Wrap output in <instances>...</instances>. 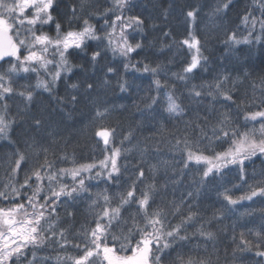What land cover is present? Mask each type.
<instances>
[{
  "label": "snow or ice",
  "instance_id": "obj_1",
  "mask_svg": "<svg viewBox=\"0 0 264 264\" xmlns=\"http://www.w3.org/2000/svg\"><path fill=\"white\" fill-rule=\"evenodd\" d=\"M111 2L112 7L99 15L104 18L110 13L119 14L111 21L104 20L102 27L108 30L100 35L87 18L83 19L79 29L71 27L74 21L80 19L75 6L68 18V29L62 30V25L52 15L57 10L58 0H0V62L8 63L7 68L0 70V139H7L16 123L6 102L13 95L22 97L30 104L34 91L42 89L60 105L74 107L79 103L77 95H69L65 100L64 97L53 96V93L59 82L69 78L68 74L73 73L75 67H81L73 65L69 56L76 50L82 51L87 48L88 41H96L98 48L99 44L104 43L105 48L110 49L113 56L119 55L124 58L127 61L123 64L125 73L132 69L135 72L150 73L152 77H159L164 71L166 66L161 63L150 66L142 61L135 64L131 62V55L143 51L145 47L142 40H136V37L142 36L144 32V20L141 16L124 15L131 9L133 0ZM233 3L234 0H218L210 15L213 17L226 15ZM85 5L86 0H81L80 11H83ZM257 10L259 16L255 15ZM198 12L199 9L189 10L186 17L195 22ZM164 18H167V10L164 12ZM240 20L248 35L238 39L237 33L233 31L228 34L224 43L230 48L240 44L251 46L253 43L264 47V0H252V7L240 17ZM53 23L56 32L54 37L42 31L44 26ZM257 25L259 34L254 35L257 32ZM162 35L168 37L170 32H163ZM133 40L136 42L133 43ZM179 43L181 47H187L191 56L181 71L172 73L171 78L186 84L208 62V57L204 56L200 40L191 31L188 37ZM165 48L170 50L171 45H162L160 54H163ZM102 53L103 50L91 53L90 62L93 66ZM141 63L142 69L137 67V64ZM41 72L48 79L41 78ZM116 73L117 69L107 67L105 78L102 80L104 87L110 85L106 77ZM21 74L28 76L35 74L37 79L35 85H25V90L18 92L12 84L14 79L27 78ZM249 75L247 71L243 72L244 77ZM240 79L239 75L233 79L230 74L222 73L211 82L193 84L189 89V96L198 102L207 100L208 104L204 108L205 115L197 113L195 120L186 122V129L198 132L197 139L194 141L189 139L187 131L182 137H175L172 147L181 153L179 162L181 167L177 169L169 161H159L157 164L148 165L149 175L146 176L143 165L147 162L144 156L148 152V147L145 145L139 149L141 159L133 166L135 178L125 191L115 196L107 194L105 189L103 193H96L93 198L91 186L86 183L103 177L106 183H115L119 187L123 174L118 161L133 151V148H124L123 145L126 142L131 143L134 130L130 129L124 134L117 145L116 129L104 125V120L109 115L108 108L96 107L93 117L94 121L100 122L93 135L99 138L98 142L102 141L105 152L104 158L98 163L56 168V162L48 159V148L40 140H34L28 147L34 150L37 157L43 155V162L26 171L21 183L18 175L28 163V157L17 149L12 154L14 160L10 165L9 179L0 190V201L11 204L10 207H0V264H52L53 259L55 264H164L173 252H176V256L171 264H211L210 258H197L177 251L195 237L206 242L216 240V233L206 228L211 227L213 220L223 219L224 212L217 210L211 219L205 221L200 212L194 210L198 209L197 201L204 194L208 183L223 180L227 173L235 170L239 183L217 193L228 212H233L243 201L264 199V180L249 184L245 170V161H251L254 157H264V87L260 88L259 97L253 95L247 102L241 100L237 103L233 95L236 91L235 85ZM230 80L232 88L227 87ZM261 84L264 85V77H261ZM116 87L123 93L127 92L131 85L121 77L117 80ZM252 87L255 92L257 88L255 83ZM67 88L70 92L79 94L80 84L72 83ZM152 88L156 95L146 97L148 100L146 109L151 110L154 105L160 104L163 92L166 113L170 116L186 114L185 108L174 95L175 85L169 86L167 81L162 83L156 78L152 80ZM86 91H95L94 84H87ZM217 104L235 105L237 115L242 106H255L259 110L245 112L241 126L235 123L230 107L219 110L215 107ZM213 112H216L215 123L209 121V116ZM67 115L71 118V113ZM249 124L253 126L248 127ZM257 124L259 127L255 126ZM42 126V120L33 117L32 127L39 131ZM205 140L211 154H205V150L200 147L201 141ZM8 142L10 145L15 143L11 140ZM214 145L227 147L222 151H216ZM156 151L158 153L159 149ZM123 167L127 171V165ZM161 167L164 169V182L158 185ZM97 168L99 170L94 171ZM190 168L197 171L186 183L185 177L189 175ZM66 178H70V184L64 183ZM146 180L150 182L145 183ZM244 184H248V190L234 197L231 193L239 190ZM140 185L143 187H139ZM169 185L174 186V195L175 187L185 185V191L181 192L179 201L174 199L170 202V212L163 207H153L156 204V196L161 191L166 192ZM85 196L91 201L89 208L92 210V220L88 225H81V230L77 233L81 242L71 243L68 239L69 229L59 227L61 218L58 209L62 205L75 207ZM133 207L135 210L131 211ZM261 214L264 215V211ZM67 216L72 217L73 213L67 212ZM176 217L180 218L179 222L173 224L172 219ZM197 222L199 227L189 234L187 229ZM248 232L255 236L257 243L253 244L247 240L245 232H241L234 255L236 251L241 255L253 252L260 258L261 264H264V224L256 229H248ZM231 239L236 243L235 234ZM53 245H55L53 251L58 249L66 253V249L72 247L77 254H57L54 258L38 255ZM193 250L198 251L199 247L190 251Z\"/></svg>",
  "mask_w": 264,
  "mask_h": 264
},
{
  "label": "trees",
  "instance_id": "obj_2",
  "mask_svg": "<svg viewBox=\"0 0 264 264\" xmlns=\"http://www.w3.org/2000/svg\"><path fill=\"white\" fill-rule=\"evenodd\" d=\"M218 0H133V4L126 16H141L144 20V32L142 36H137L136 40H142L144 50L133 53L130 57L132 63L142 61L150 66L157 63L165 65V69L160 73L159 77H152L150 73L135 72L130 69L125 73L123 64L127 62L119 55L113 56L110 49L105 48V44L97 46L96 41H88V47L76 50L69 60L75 67L73 73L68 74L69 78L59 82L53 96L64 97L68 99L69 95H77L79 103L74 107L72 105H60L55 99L49 96L47 92L35 90L32 102L29 104L22 97L13 95L6 102L9 105L11 116L15 118L16 123L10 131L7 139H0V190L3 189L4 183L9 179L8 173L11 171V163L14 160L13 153L19 149L28 157V163L19 173L18 179L22 183L24 173L30 168L37 166L43 162V155L37 157L34 150L28 147L34 140H40L45 147L48 148V159L55 161L56 168H71L81 164L98 163L104 158V146L99 138L93 135L99 121H94L96 107L108 108L109 115L104 120V125L116 129L115 143L119 145L120 140L130 129L134 130L131 143H125L124 148H133V151L126 156H122L118 163L122 166V178L120 186L115 183H106L103 177L87 181L91 188L90 191L95 198V194L103 193L107 189V194L115 196L117 193L125 191L127 186L135 178L133 175V166L141 159L140 148L145 145L148 152L144 159L147 161L143 166L146 170L148 165L157 164L159 161H169L173 167L179 169L181 164V153L173 149L175 137H182L188 132L189 139L196 140L198 132L186 129V122L193 121L196 114L203 116L206 114L204 108L208 104L207 100L198 102L189 96L188 92L192 85H200L201 83L211 82L219 74H230L233 79L238 75L241 77L235 85V94L233 98L240 103L241 100L251 99L253 95L259 97L261 95L260 88L261 77H264V47L260 44L253 45H235L228 47L224 41L227 40L228 34L235 31L238 39L248 35L247 29L241 24L240 17L252 7V0H234L232 7L226 15L213 17L210 15L213 7L216 6ZM73 6L77 9V15L80 17L71 25L74 29H79L83 23V19L87 18L89 22L97 29L98 34L103 35L105 29L102 27L104 20L111 21L116 14L101 18L99 14L104 13L106 9L112 7L111 0H86L83 11L81 9V0H58L57 10L52 13L56 21L62 25V30L69 27L68 18L72 15ZM192 9H199L195 22L186 17V13ZM167 10V18H164V12ZM96 14V15H93ZM259 16V11L255 12ZM239 25V27H237ZM155 26V27H153ZM42 31L50 36H55V24L46 25ZM119 31V30H117ZM170 32V36L164 37L163 32ZM192 32L201 42L204 56L208 57V62L203 65L200 71L196 72L194 77L186 84L171 78L172 73H178L190 60L191 53L187 47H181L180 41L188 37V33ZM259 34V25L257 32ZM136 40L132 42L135 43ZM106 43V42H105ZM162 45H171V49L165 48L163 54H160ZM96 50H103V53L95 66L90 62L91 53ZM171 61V63H169ZM143 63L137 64L138 68L143 67ZM8 67V63L2 62L0 70ZM107 67L117 69L116 75L109 74L106 78L110 81L108 87H104L102 80L105 78L104 73ZM207 69V71H204ZM50 70H52L50 68ZM250 73L244 77L243 72ZM27 78L14 79L12 86L19 92L24 91L25 85H35L36 75L21 74ZM40 77L48 79L47 76L40 73ZM126 79L131 85L127 92H120L116 87L119 78ZM159 78L162 83L167 81L169 86L175 85L174 95L178 102L185 108L186 114L183 116H170L164 111L166 107L163 101L164 93H161V103L154 105L153 109H146L148 103L147 96L156 95L152 88V80ZM72 83L80 84L79 94L70 92L67 88ZM92 83L95 91H86V85ZM253 83L257 86L255 92ZM232 80L227 84L228 88H232ZM151 89V90H150ZM168 89H165L167 91ZM216 109L224 110L231 108L232 116L236 124L243 125V116L245 112L259 110L255 106L244 107L239 115L235 105L217 104ZM67 113H71V118ZM33 117L42 120V127L37 131L32 127ZM216 112L209 116V121L215 123ZM201 123H203L201 121ZM249 124L248 127H252ZM259 127V125H255ZM211 133L209 132V135ZM9 140L15 142L10 145ZM207 141H201L200 147L205 150V154H211L207 147ZM216 151H222L227 145H214ZM157 149L159 152L157 153ZM66 158V159H62ZM262 158H252L251 161H245V170L248 174V183L253 184L256 181L264 180V163ZM127 165V171L124 169ZM96 169L94 171H98ZM195 168H190L189 175L185 177V182L196 173ZM164 169L160 168L158 173L157 184L164 182ZM171 172V169H169ZM94 175V173H93ZM150 182L146 180L145 183ZM64 183H71L70 178H66ZM239 181L236 179L235 170L225 175L223 180L210 181L204 194L197 201L198 210L202 218L207 221L212 218L217 210L224 212V218L213 220L211 230L216 233L215 241L206 242L202 238L195 237L187 243L182 249L177 251L190 254L197 258H210L211 264H261L259 257L253 252H247L243 255L239 251L235 252L239 235L245 232V238L253 244L257 240L248 229H256L264 224V199L254 198L253 201H243L241 205L235 207L233 212H228L225 205L221 203L222 198H218L217 193L224 188H231L233 184ZM139 187H143L140 185ZM139 187L137 192H139ZM173 185H169L166 192L161 191L156 196V204L153 207H163L169 212L171 211L170 202L174 199L178 202L181 192L185 191V185L175 187V195L173 194ZM248 190V184H244L239 190L233 191L234 197L242 195ZM90 199L85 196L77 202L75 207L62 205L58 209L61 223L59 227L68 228V239L71 243H80L77 233L81 230V225H88L92 220L89 208ZM116 202L115 200L113 201ZM10 203L0 201V207H10ZM135 208L131 209L134 211ZM67 212L73 213L72 217L67 216ZM245 213H248L245 215ZM127 215V213L125 214ZM171 218V217H170ZM179 217L172 219V223H178ZM235 226V227H233ZM199 227L197 222L193 227L187 229L191 234ZM233 234L236 235L237 241H232ZM199 247L198 251H190ZM55 245L48 250L38 253L42 256L59 255H76L75 249L68 247L65 251L55 250ZM176 256V252L165 260L164 264H171L172 259ZM55 264V260H52Z\"/></svg>",
  "mask_w": 264,
  "mask_h": 264
},
{
  "label": "rangeland",
  "instance_id": "obj_3",
  "mask_svg": "<svg viewBox=\"0 0 264 264\" xmlns=\"http://www.w3.org/2000/svg\"><path fill=\"white\" fill-rule=\"evenodd\" d=\"M49 58H51V57H49ZM41 73L43 74V77H44L45 74H44L43 72H41ZM45 76H46V75H45ZM43 79H46V77H44ZM97 169H98V168H97Z\"/></svg>",
  "mask_w": 264,
  "mask_h": 264
},
{
  "label": "water",
  "instance_id": "obj_4",
  "mask_svg": "<svg viewBox=\"0 0 264 264\" xmlns=\"http://www.w3.org/2000/svg\"><path fill=\"white\" fill-rule=\"evenodd\" d=\"M2 62H0V64H1Z\"/></svg>",
  "mask_w": 264,
  "mask_h": 264
}]
</instances>
